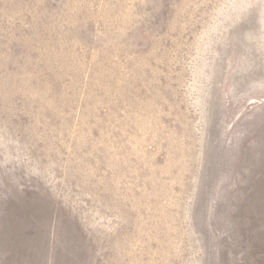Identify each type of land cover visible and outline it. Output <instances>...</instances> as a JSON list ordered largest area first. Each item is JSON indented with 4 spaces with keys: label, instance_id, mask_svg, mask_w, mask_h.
I'll list each match as a JSON object with an SVG mask.
<instances>
[{
    "label": "rangeland",
    "instance_id": "374dc122",
    "mask_svg": "<svg viewBox=\"0 0 264 264\" xmlns=\"http://www.w3.org/2000/svg\"><path fill=\"white\" fill-rule=\"evenodd\" d=\"M0 264H264V0H0Z\"/></svg>",
    "mask_w": 264,
    "mask_h": 264
}]
</instances>
